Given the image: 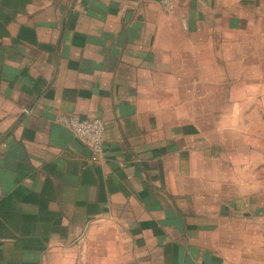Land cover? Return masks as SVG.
Returning a JSON list of instances; mask_svg holds the SVG:
<instances>
[{
    "label": "crops",
    "instance_id": "crops-1",
    "mask_svg": "<svg viewBox=\"0 0 264 264\" xmlns=\"http://www.w3.org/2000/svg\"><path fill=\"white\" fill-rule=\"evenodd\" d=\"M262 68L264 0H0V264H264L227 177Z\"/></svg>",
    "mask_w": 264,
    "mask_h": 264
},
{
    "label": "rangeland",
    "instance_id": "rangeland-1",
    "mask_svg": "<svg viewBox=\"0 0 264 264\" xmlns=\"http://www.w3.org/2000/svg\"><path fill=\"white\" fill-rule=\"evenodd\" d=\"M259 66L261 67L260 63ZM264 69V68H262ZM254 70L253 67L251 69ZM264 76L259 74L254 83L244 85L243 102H257L258 108L243 109L241 120L228 133L227 142L234 150L228 158L233 168L228 167L229 181L242 182L243 196L258 193L259 206L264 209ZM256 104V103H255ZM235 144L236 146L232 145ZM229 150V152H230ZM235 155V157H233ZM229 157V156H228ZM239 187V184L237 185ZM255 196V195H254ZM264 212V211H263ZM264 216V214H263ZM262 224L264 222H261ZM261 224V225H262ZM260 225V224H259ZM260 225L259 258L264 260V227ZM263 230V231H261Z\"/></svg>",
    "mask_w": 264,
    "mask_h": 264
},
{
    "label": "built area",
    "instance_id": "built-area-1",
    "mask_svg": "<svg viewBox=\"0 0 264 264\" xmlns=\"http://www.w3.org/2000/svg\"><path fill=\"white\" fill-rule=\"evenodd\" d=\"M164 10L174 8V0H161ZM55 122L70 130L76 138L88 145L90 159L99 162L104 157V132L105 126L101 119H80L74 114L63 113L55 117Z\"/></svg>",
    "mask_w": 264,
    "mask_h": 264
}]
</instances>
